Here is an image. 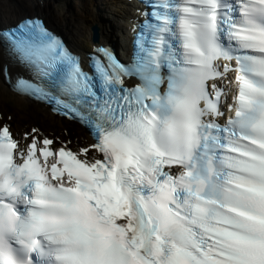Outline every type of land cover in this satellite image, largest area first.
<instances>
[{"label": "snow or ice", "instance_id": "snow-or-ice-1", "mask_svg": "<svg viewBox=\"0 0 264 264\" xmlns=\"http://www.w3.org/2000/svg\"><path fill=\"white\" fill-rule=\"evenodd\" d=\"M143 3L90 72L39 17L0 28L4 82L92 139L0 123V264H264V0Z\"/></svg>", "mask_w": 264, "mask_h": 264}, {"label": "bare ground", "instance_id": "bare-ground-1", "mask_svg": "<svg viewBox=\"0 0 264 264\" xmlns=\"http://www.w3.org/2000/svg\"><path fill=\"white\" fill-rule=\"evenodd\" d=\"M81 1V0H80ZM103 0H83V8H86L83 11V13L78 14H72L71 16L68 15L66 11H61L60 9H57L56 6H53L50 1L48 0H30L32 7L28 5V3H24L21 6L16 4L15 9L13 7H9L12 9H9L8 6L5 7L7 10H3L0 15V26H6L8 24H11L17 20H19L21 17L25 16L29 12V7L39 14H42L43 16H46L47 19L52 22L53 24L57 25L64 31H68V36L72 41L75 42L76 50L78 52L84 51L86 48H91L92 39H91V30L90 25L92 22L98 21V17L102 16L101 8L98 7V3ZM125 0H109L107 3V7H110L112 10L117 11V9L124 8L126 3ZM40 2H43L42 5H40ZM67 2V1H66ZM132 4V0H131ZM29 6V7H28ZM130 10L132 9L130 5H128ZM133 6V5H132ZM27 7V8H26ZM92 8V11L94 14L98 17H94L93 12L88 10V8ZM94 9V10H93ZM100 9V14H99ZM76 12V11H75ZM118 12V11H117ZM9 13L10 18H6L4 14ZM74 13V12H73ZM65 15V16H62ZM84 15V16H83ZM119 18L123 19L124 22L121 23V25L113 18L110 17V19L106 18L104 23L107 25L104 26V29H107L109 27L110 29L117 31L115 33V36L119 35V32L122 33V38L120 40V45L122 44L124 47L127 45L125 39L127 38V30L130 26L129 24V15L125 12V10H122V12H119ZM7 58L2 51L0 47V64L7 63ZM13 69H11V73H13ZM0 80L3 82V77L0 76ZM4 84V83H3ZM7 90V91H6ZM4 91H6L9 96V98L15 102L19 107L24 106H32L37 105L29 102L28 100L24 99L23 97H20L18 95L13 94L10 92L7 88V86L4 84ZM32 104V105H31ZM36 110L38 111L37 114L41 117H52L49 114V108L46 106H39L37 105ZM5 111V108L3 104H0V114H3Z\"/></svg>", "mask_w": 264, "mask_h": 264}, {"label": "rangeland", "instance_id": "rangeland-1", "mask_svg": "<svg viewBox=\"0 0 264 264\" xmlns=\"http://www.w3.org/2000/svg\"><path fill=\"white\" fill-rule=\"evenodd\" d=\"M65 1H67V7L65 8V10L69 13V14H74V13H76L75 11H78V10H80V4H79V2L78 1H76V0H65ZM25 2H27L28 3V5L30 6V7H32V4H31V2H30V0H29V2H28V0H0V12L2 13V11L3 10H7V9H5V7H7V5H8V8L9 7H13L14 9H15V7H16V4H18V5H21V6H24L23 4L25 3ZM13 4V6H11ZM10 5V6H9ZM28 6V7H29ZM25 7V6H24ZM27 8V7H26ZM60 8V7H59ZM9 9H12V8H9ZM30 13V15H32V14H34V12H33V10H30L29 11ZM74 12V13H73ZM1 13H0V15H1ZM4 16H6L7 18H8V16L10 17V14L9 13H6V15L4 14ZM2 90V87H0V91ZM12 103L13 102H11V101H9L8 100V98H7V100H6V102H5V105L7 106V105H12ZM14 104V103H13ZM15 105V104H14Z\"/></svg>", "mask_w": 264, "mask_h": 264}]
</instances>
